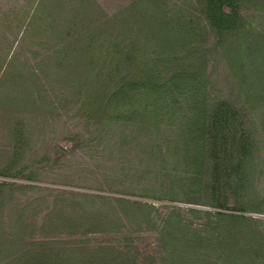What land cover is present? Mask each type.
<instances>
[{"label":"trees","instance_id":"16d2710c","mask_svg":"<svg viewBox=\"0 0 264 264\" xmlns=\"http://www.w3.org/2000/svg\"><path fill=\"white\" fill-rule=\"evenodd\" d=\"M60 123L76 148L120 153L156 200L191 207L0 181V264H264L250 215L264 211L240 203L263 143L264 0H0L6 166L27 174Z\"/></svg>","mask_w":264,"mask_h":264},{"label":"rangeland","instance_id":"374dc122","mask_svg":"<svg viewBox=\"0 0 264 264\" xmlns=\"http://www.w3.org/2000/svg\"><path fill=\"white\" fill-rule=\"evenodd\" d=\"M129 0H99L107 11L117 10L119 7L127 3ZM69 127H73V121H68ZM68 127V128H69ZM257 126L258 136L262 138L260 158L257 159L254 171L248 176V186L246 184L245 191L240 192L245 194L240 203L249 207L257 203L264 211V131ZM52 131L46 139L36 143L31 152L28 153L25 163L29 166V170L23 174L25 165L19 167L6 166L8 153H1L2 146L6 144V132L0 131V181L18 182L22 184H33L43 188L60 189L74 192H83L95 195H104L112 198H125L132 201H141L152 203L160 211L166 210L164 205L191 207L180 202H170L156 200V197H161L163 194L158 193L150 188H147L146 180H133L132 175L126 174L120 169H117L121 154L113 149H106L104 146L92 145L91 148H76L74 143H69L65 140L64 124L60 123L57 129ZM113 143H111L112 146ZM11 148V146H9ZM8 148V149H10ZM172 162V161H170ZM167 166V165H165ZM184 166L168 164V168L176 173L187 172L193 174V170L183 168ZM31 171L32 175L29 176ZM5 175V176H4ZM22 175V176H20ZM29 176L34 180L26 179ZM22 177V178H21ZM114 182L116 184L114 185ZM132 185L133 187H131ZM149 185V184H148ZM152 190V191H151ZM47 193L45 191H32L22 193V198L40 197ZM147 194L153 195L148 197ZM168 196V195H164ZM55 196L51 197L53 199ZM234 200L231 198L230 207L234 206ZM118 206V205H117ZM200 209H209L206 206H198ZM39 209V208H37ZM45 207L40 206V211ZM118 209L122 210L121 207ZM119 212V211H118ZM42 213H40V216ZM258 218H264V213L250 214ZM153 229V228H152ZM139 240L136 242L141 249H145L148 245L156 244L155 232L152 230L143 231ZM92 242L106 238L101 235H92ZM108 239L110 237H107ZM119 244L123 242H118ZM129 245V244H128Z\"/></svg>","mask_w":264,"mask_h":264}]
</instances>
